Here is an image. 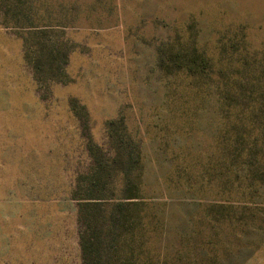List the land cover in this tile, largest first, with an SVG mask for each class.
Here are the masks:
<instances>
[{"label": "rangeland", "instance_id": "rangeland-1", "mask_svg": "<svg viewBox=\"0 0 264 264\" xmlns=\"http://www.w3.org/2000/svg\"><path fill=\"white\" fill-rule=\"evenodd\" d=\"M192 48L208 59L204 82L223 76L230 54L238 84L249 80L243 114L177 72L171 54ZM227 124L246 127L238 143L253 156L234 162L254 175V196L229 206L264 220V0H0V264H97L81 256L77 214L97 161L112 167L136 145L151 191L178 166L217 157ZM216 190L205 187L203 206L222 201ZM203 208L166 206L163 233L150 230L139 257L136 237L129 263L118 249L107 264H264V230L239 236L234 223L199 217Z\"/></svg>", "mask_w": 264, "mask_h": 264}, {"label": "trees", "instance_id": "trees-1", "mask_svg": "<svg viewBox=\"0 0 264 264\" xmlns=\"http://www.w3.org/2000/svg\"><path fill=\"white\" fill-rule=\"evenodd\" d=\"M187 56L190 58L187 59ZM187 56L182 57L177 52L174 55L171 54L170 61L175 62L177 72L185 69V73L192 78L194 90L204 94L205 91L216 89L218 99L223 100L222 108H235L238 109L237 114H243L241 109L249 105L250 100L244 99L238 92L241 86L247 88L249 80L241 79V85L238 84V79L231 73L234 62L230 60V54H227L222 68L220 64H216L215 60L211 61L217 70L221 68L223 76H218V72L213 73V81L206 82L200 77V69L208 64V59L205 60L203 52L200 53L196 48H192ZM181 64L186 67L183 68ZM248 137L246 127L227 124L219 133L217 157L208 158L204 163L198 162L199 170L192 172L181 165L178 166L173 177L167 174L163 183L158 182L157 189L151 191L145 189L147 183L141 181L143 164H141L140 151L136 145H132L128 151L125 148L122 149V152L127 155L126 158L114 160L115 164L112 167L104 166L97 161L98 168L87 178L88 187L81 197L79 195L80 200L77 201V214L86 228V231L78 238L83 259H87V262L93 260L97 264H107L106 251L116 252L121 249L125 251L123 262L129 263L133 257L131 254V248L134 247L133 239L136 237H138L136 246L139 251L134 255L139 257L147 241L146 234L150 230L159 229L161 233L164 231L162 216L157 215V212L162 213L163 208L172 205L193 204L196 207H204L203 216L199 217L234 223L236 225L234 233L239 236L252 234L259 229L264 230L260 225L252 224L255 221L264 223L257 209L240 204L229 206L231 200L244 203L254 196V191L249 189L251 180L254 178L253 171L247 164L243 168L245 171L239 173V168L235 167L234 162L236 156L242 151L245 158L243 160L247 161L253 156L250 147L243 142L238 143V139L248 140ZM117 173L121 184L118 193H113L106 186L109 185V181H115ZM243 179L246 184L241 182ZM211 183H215L217 187L215 198L222 201L218 205L203 206L205 202L202 203V200L207 199L205 187ZM213 200L215 199H210V201ZM190 218V214L182 215L183 220L187 221ZM136 229H138L137 235ZM179 235L181 244L185 235L182 236L181 233ZM238 242L241 245V240Z\"/></svg>", "mask_w": 264, "mask_h": 264}]
</instances>
